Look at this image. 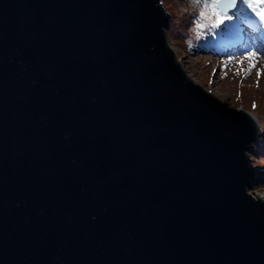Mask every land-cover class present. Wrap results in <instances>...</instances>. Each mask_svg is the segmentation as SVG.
<instances>
[{"label": "water", "instance_id": "obj_1", "mask_svg": "<svg viewBox=\"0 0 264 264\" xmlns=\"http://www.w3.org/2000/svg\"><path fill=\"white\" fill-rule=\"evenodd\" d=\"M168 20L0 0V264H264L259 124L185 73Z\"/></svg>", "mask_w": 264, "mask_h": 264}, {"label": "rangeland", "instance_id": "obj_2", "mask_svg": "<svg viewBox=\"0 0 264 264\" xmlns=\"http://www.w3.org/2000/svg\"><path fill=\"white\" fill-rule=\"evenodd\" d=\"M238 1L239 6L235 8L238 10L232 16L231 11L227 12V15L234 19L233 22L237 23L239 20L237 27H234L228 37L230 39L223 38V26L219 34L208 44L206 43L212 36V30L206 27L199 30L196 28L199 8L194 6L193 0H161V3L169 15L167 36L170 46L175 56H179L181 60L179 63L185 73L211 95H213L211 91H214L216 95L213 96L228 106L255 113L264 128V58L260 60L263 57L260 53L264 54V47L257 50L254 46H243L228 52L224 50L217 52L211 48L214 44L225 48L226 44L237 36L236 31L238 32L246 16H251L249 19L254 24L249 31L253 34L254 44L261 45L258 40L261 39L262 32L260 34L259 32L264 30V22L257 23L259 17L247 7V3L243 0ZM262 1L251 0L253 3ZM227 20L229 19H225L219 26ZM258 35L259 38H254ZM248 157L255 175V184L249 193L255 199L264 200V133L258 137Z\"/></svg>", "mask_w": 264, "mask_h": 264}, {"label": "snow or ice", "instance_id": "obj_3", "mask_svg": "<svg viewBox=\"0 0 264 264\" xmlns=\"http://www.w3.org/2000/svg\"><path fill=\"white\" fill-rule=\"evenodd\" d=\"M243 2L247 3V7L259 17L261 22H264V2L253 3L251 0H243ZM193 4L199 8V17L196 23V28L199 30L205 27L216 28L225 19H231L227 12L229 9L237 7V0H193Z\"/></svg>", "mask_w": 264, "mask_h": 264}, {"label": "bare ground", "instance_id": "obj_4", "mask_svg": "<svg viewBox=\"0 0 264 264\" xmlns=\"http://www.w3.org/2000/svg\"><path fill=\"white\" fill-rule=\"evenodd\" d=\"M264 2V0L262 1ZM247 17V16H246ZM244 21V20H243ZM235 23V22H234ZM257 23H261L260 19L257 20ZM245 25V26H243ZM253 21L250 20L249 18H246L245 21L241 24V27L239 29V32L237 34V36L235 38H233L230 43L226 44L225 48L221 47L220 45L218 44H214L211 48L214 50V51H217V52H220L221 50H224L225 52H228V51H234V50H237L239 48H242L243 46H246V47H251V46H254L255 49L259 50L261 48L264 47V43L261 45H255L254 42H253V34H250L249 31L250 29L253 28ZM263 28V27H262ZM264 30L260 31L259 34L261 32H263ZM255 32V31H254ZM256 33V32H255ZM262 37V36H261ZM224 38V37H223ZM228 38V37H227ZM254 38H259V35L257 37H254ZM264 38V36L262 37ZM229 39V38H228ZM213 39H211L212 41ZM210 41V42H211ZM259 44H260V38L258 40ZM260 55H262L263 57L260 58L263 59L264 58V54L260 53ZM177 56V55H176ZM179 56L176 57V59L178 58ZM178 61L180 60L179 58L177 59ZM181 61V60H180ZM181 64V63H180ZM211 93H213V95H216V93L214 91H211ZM250 115L257 121V123L259 124V127H260V135H262L264 133V128H263V125H261V123L259 122V120L257 119L255 113H251L249 112ZM259 135V136H260Z\"/></svg>", "mask_w": 264, "mask_h": 264}]
</instances>
